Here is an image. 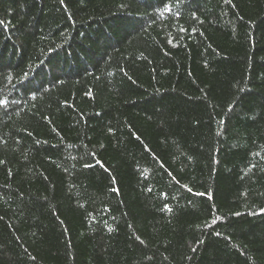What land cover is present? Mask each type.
Segmentation results:
<instances>
[{
    "label": "trees",
    "instance_id": "obj_1",
    "mask_svg": "<svg viewBox=\"0 0 264 264\" xmlns=\"http://www.w3.org/2000/svg\"><path fill=\"white\" fill-rule=\"evenodd\" d=\"M0 264H264V0H0Z\"/></svg>",
    "mask_w": 264,
    "mask_h": 264
}]
</instances>
